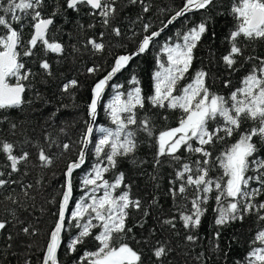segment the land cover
I'll return each instance as SVG.
<instances>
[{"label": "snow or ice", "instance_id": "snow-or-ice-1", "mask_svg": "<svg viewBox=\"0 0 264 264\" xmlns=\"http://www.w3.org/2000/svg\"><path fill=\"white\" fill-rule=\"evenodd\" d=\"M53 3L51 14L45 16V0H0V29H3L0 31V109L19 108L25 103H31L26 101L25 94L33 87L31 79L36 73L26 66L24 58L35 56L38 47L44 53V58L39 60V69L47 77H53L52 65L46 57L50 53L62 56L66 51V46L51 32L56 17H64L67 23H72L69 19L71 14L77 17L84 14L95 22L85 26L80 19H76L74 26L78 34L94 30L99 25L114 37L122 36L120 28L114 26L119 11L117 0H64L63 4L60 0H53ZM129 3H139L143 12L150 10V4L146 0H129ZM220 7V0H183L182 6L167 20L163 28L193 12L208 15L183 33H178L182 43L164 46L163 52L167 60L164 62L157 59L159 70L153 73L151 95L144 94L135 74L129 81L133 87L126 92L119 90L122 85H112L114 95L105 105V111L115 127L94 129L100 98L109 81L127 69L135 57L145 53L154 38L160 35V31H152L150 24H144V32L149 34L139 40L134 51L115 56L110 70L95 81L91 88V101L87 105L89 122L78 141L82 146L76 159L67 164L64 172L65 184L57 219L48 234L40 264H60L58 250L62 246L61 234L66 224L73 223L78 233L67 245L70 253L76 252L78 246L89 238L97 245L95 250H85L78 264H146V259L147 264H165L174 248L170 237L157 238L158 231H168L178 236L179 222L184 229V239L195 243L199 239L196 230L201 227L207 205L213 199L216 204L213 208L216 213L213 241L221 239V230L229 224L242 223L247 217H255L261 227L250 241L244 260L237 261L236 264H264V200L258 199L264 196V159L257 157L258 143L264 145V55L245 54V42H264V0H231L228 8L233 24L224 37L229 47L221 60L230 73L238 71L237 65L243 67L251 64L250 70L241 80L242 86L231 91L228 96L213 92L207 82L210 73L204 68L195 72L191 82L180 86V81L192 67L194 50L206 35L210 40L216 38L217 34L210 22L213 20V11L216 15H224L219 10ZM29 17L32 32L25 40L23 20ZM83 46L93 55H103L108 47L105 43V31L98 34L93 31V35L83 41ZM72 48L73 52H80L77 45ZM209 55L214 53L210 50ZM100 71L97 64L86 68L89 75ZM223 84L230 87L231 81L224 80ZM79 86V80L69 79L61 83L60 91L74 96L70 90ZM36 96L39 98L40 93L37 92ZM149 105L152 109L179 111L181 115L177 125L158 130L154 121L157 114L149 115ZM141 111L144 113L142 116L139 114ZM163 118L168 119L167 116ZM10 127L15 134L17 124L12 123ZM60 131L64 132V129L61 128ZM94 132L100 133L93 150L97 163L83 178L82 185L86 191L76 202L70 217H67L66 212L73 195V172L84 164L87 145L92 142ZM140 134L149 141H154L155 153L150 162L139 159L136 155L141 143ZM233 137H236L234 142L227 143ZM44 139L49 142V147L56 143L47 132ZM217 143H224L225 147L215 155L212 148ZM24 144H31L37 149L38 164L34 163L33 166L50 167L53 157L44 147L33 144L30 139L23 142L0 139V155L6 161L5 167L10 169L7 172L0 171V189L20 184L24 197H28L27 189L32 185L25 186L19 181L4 178L19 173L22 165L27 168L32 154L23 147ZM57 146L62 147L64 152L72 147L69 143ZM182 150L198 155V158H183L179 155ZM123 159L129 160L137 168L151 163L153 172L148 175L157 188L160 168L166 161L173 167L174 175L168 180L167 190L173 211L164 215L161 207L159 214L154 217V225L148 229L147 236L141 239H136L135 235L129 237L133 233V228L128 226L131 211L141 213L135 226L143 229L147 218L152 215L151 209L159 205V200L153 196L145 207L144 201L132 196V185L127 182L123 171L115 172L111 181L105 178V173L118 169ZM214 170L219 174L213 176ZM250 172L255 175L249 174ZM23 174L26 176L28 172L25 170ZM252 182L257 186L252 187ZM12 191L15 192V189ZM4 199L27 211L21 200L11 193ZM5 211L7 215L0 218V232L6 231L9 225H24L16 208H6ZM96 229L99 230L95 231ZM19 232L36 235V229L31 225L20 227ZM7 239L13 240V236L9 234ZM130 240L135 241V247ZM7 248L11 249L12 244H8ZM144 248H147V254ZM215 248L219 250V243H215ZM203 255L200 253L197 259H201ZM23 264H31V260L24 259Z\"/></svg>", "mask_w": 264, "mask_h": 264}, {"label": "trees", "instance_id": "trees-1", "mask_svg": "<svg viewBox=\"0 0 264 264\" xmlns=\"http://www.w3.org/2000/svg\"><path fill=\"white\" fill-rule=\"evenodd\" d=\"M63 2L64 0H60L61 4ZM146 2L150 4L148 12H143L139 3L131 4L129 0H117L119 11L118 18L114 21V26L120 28L121 37L112 36L109 31L99 25L94 30L78 34L74 26L76 19H80L85 26L88 23L95 22L84 14L79 17L71 14L69 19L73 21L72 23H67L64 17H56L55 26L51 29V32L57 40L66 46V51L62 56L50 53L46 57L50 61L54 73L51 78L42 74L39 69V60L44 58L41 48L38 47L35 50V56L24 58L26 66L32 69L33 73H36L31 79L33 87L25 94L26 101H31V103H25L19 108L0 109V139L10 142H23L30 139L33 144H38L39 147L45 148L48 154L53 157V164L47 168L33 166L34 163L38 164V161H36L37 149L32 147L31 144H24L23 147L32 154L27 168L25 169L22 165L19 173H14L10 178L4 177L5 179L19 181L25 186L30 184L32 187L27 189L28 197H24L20 184H13L0 189V218L7 215L6 208H16L20 219L25 222L24 225L17 227L9 225L6 231L0 232V264H23L24 259H30L31 264H40L48 234L57 219L59 201L65 184L64 172L67 164L76 159L82 146L78 141L81 140L87 127V122H89L87 105L91 101L93 84L110 70L115 56L134 51L139 40L144 35L149 34L144 32V24H150L152 31L160 30L167 23V20L174 15L175 11L182 6L183 0H146ZM230 2L231 0H220L222 7L219 10L224 15H216L215 11L212 12L213 20L210 22V26L216 32V38L210 40L207 35L203 38L197 49L194 50L195 59L192 67L185 74V78L180 81V86L191 82L195 72L201 68L210 73L207 82L213 92L228 96L231 91L242 86L241 80L250 70L251 64H245L243 67L237 65L238 71L230 73L221 60V56L227 52L229 47L224 37L233 24L232 18L228 15ZM53 8V0H45L44 15H50ZM207 15L208 13L196 12L179 19L157 40L152 42L143 55L134 58L130 62L129 67L115 78L104 94L95 128L115 127L105 111V105L114 95L112 85H122L123 87L119 90L126 92L133 87L129 81L131 76L135 74L141 82L144 94L151 95L153 73L159 70L157 59L159 58L165 62L164 46L166 44L182 43V38L178 33H183L187 28L200 22ZM0 31H3V29H0ZM93 31L97 34L100 31H105V43L108 47L103 55H93L91 52L86 51L83 46V41L88 36L93 35ZM31 32V20L29 17L23 20V36L25 40L30 37ZM73 45H77L80 48V52H73ZM245 45L246 55H264V42H245ZM210 50L214 55H209ZM241 63L243 64V61ZM93 64L99 65L101 71L95 75H89L86 72V68ZM73 78L80 82L78 88L70 90L71 93H74V96L62 93L60 91L61 83ZM224 80L231 81L230 87L224 86ZM37 92L40 93L39 98L36 96ZM52 113H55V116H52ZM153 113L157 114L154 116V121L158 130L165 127H175L181 115L179 111L152 109L149 105V115ZM139 114L142 116L144 113L141 111ZM164 116H167L168 119L165 120ZM12 123L17 124L15 134H13L10 127ZM61 128L64 129V132L60 131ZM45 132L53 141H56L51 147H49V142L44 139ZM99 135L100 133H93L85 163L80 170L73 173L71 211L75 201L77 199L80 200V196L84 193L81 190L83 188V178L91 172L93 165L97 163L93 150L95 147L94 141ZM235 139L236 137H233L227 143L234 142ZM139 140L141 143L136 153L137 157L149 162L152 161L155 153L154 141H149L143 134H140ZM63 143L72 145L71 149L64 152L62 147L57 146ZM224 147V143H217L213 146L212 151L215 155H218ZM17 151H19V145ZM179 155L183 158H198V155H192L184 150ZM257 157L264 159V145H259V143ZM5 164L4 157L0 155V171H10V169L5 167ZM25 170L28 172L26 176L23 174ZM117 171H123L126 174L127 182L132 185V196L144 201L145 207L148 206V202L153 196H156L159 200V205L151 209L152 215L147 218V224L143 229L135 226L141 213L135 210L131 211L128 226L133 228V233L129 234V237L135 235L136 239H141L147 236L148 229L154 225V217L159 214L161 207L164 215H168L173 211L171 197L167 195L168 180L174 175L173 167L169 166L166 161L160 168L158 188L148 175L153 172L151 163H146L142 168H137L129 160L123 159L120 161L118 169L105 173V178L111 181ZM218 174L216 170L212 173L213 176ZM249 174L255 175L254 172ZM251 186L256 187L257 185L252 182ZM13 189H15V192L12 191ZM119 191L118 189L117 192ZM9 193L20 199L27 211L5 200L4 197ZM258 199L264 200V196L258 197ZM214 207H216V204L213 199L207 205V211L202 218L201 227L196 230V235H198L199 239L195 243H189L184 239V229L179 222L177 223V231L180 233L178 236L168 231L163 233L158 231L157 238L160 236L170 237L171 245L174 248L165 264H168V261H171V264H236L237 261L244 260L249 251V243L256 230L261 227V224L255 220V217H247L242 223L233 222L221 230V239L214 242L212 239L215 228L214 219L216 217V213L213 211ZM28 225L36 229V235H24L19 232L20 227ZM98 230L96 229L95 231ZM77 233L78 229L74 226V223L66 224L62 246L58 251L60 264H78L79 258L85 250H95L96 242L89 238L84 244L78 246L76 252L70 253L67 245ZM9 234L13 236L11 241L7 239ZM130 243L134 247L136 246L135 241L130 240ZM215 243H219V250H216ZM8 244H12L11 249L7 248ZM29 245L31 247H28ZM144 250L147 254V248H144ZM200 253L204 255L201 259H197Z\"/></svg>", "mask_w": 264, "mask_h": 264}, {"label": "water", "instance_id": "water-1", "mask_svg": "<svg viewBox=\"0 0 264 264\" xmlns=\"http://www.w3.org/2000/svg\"><path fill=\"white\" fill-rule=\"evenodd\" d=\"M193 13H196V12H193ZM193 13H190V14H193ZM189 15V14H188ZM181 18H183V17H181ZM181 18H178L176 21H178L179 19H181ZM176 21H174L173 22V24L176 22ZM173 24H171V25H169L167 28H161V29H163L162 31H161V29L160 30H158V31H160V35L158 36V37H156V38H154V40H153V42L155 41V40H157L166 30H168ZM151 45V44H150ZM150 47V46H149ZM144 54V53H143ZM143 54H141V55H143ZM141 55H139V56H141ZM138 56V57H139ZM135 58H137V57H135ZM122 71H124V70H122ZM121 73V72H120ZM120 73H118L116 76H114L113 78H112V80H110L109 81V85L108 86H106V88H105V92L102 94V96H101V98H100V103L98 104V106H97V118H98V113H99V109H100V104H101V101H102V99H103V96H104V94L106 93V91L108 90V88L111 86V84H112V82L115 80V78L120 74ZM97 118H96V122H97ZM88 119H89V117H88ZM96 122H95V124L93 125V127H94V129H95V127H96ZM93 136V135H92ZM91 139H92V137H91ZM91 144V143H90ZM90 144L89 145H87V150H86V154H87V151H88V149H89V147H90ZM85 158H86V155H85ZM85 163V162H84ZM83 165L84 164H82L81 165V167L79 168V169H76V170H74V172L75 171H77V170H80L82 167H83ZM73 172V173H74ZM72 198H73V195H72ZM72 198L70 199V201H69V208H68V210H67V212H66V216L67 217H69L70 216V214H71V203H72ZM63 234H64V231L62 232V234H61V236H62V241H63ZM59 251V250H58Z\"/></svg>", "mask_w": 264, "mask_h": 264}, {"label": "rangeland", "instance_id": "rangeland-1", "mask_svg": "<svg viewBox=\"0 0 264 264\" xmlns=\"http://www.w3.org/2000/svg\"><path fill=\"white\" fill-rule=\"evenodd\" d=\"M166 60H167V56H166V54H165V62H166ZM99 136H100V135H99ZM99 136L95 139V141H96L97 139H99ZM95 141H94V144H95ZM81 190L85 192L86 189H84V187H83V188H81ZM83 195H84V193L82 194V196H83ZM82 196H80V197H82ZM80 197H79V198H80ZM77 201H79V199H77ZM77 201H75V203L73 204V209L75 208V205H76V202H77ZM73 209H72V210H73Z\"/></svg>", "mask_w": 264, "mask_h": 264}]
</instances>
